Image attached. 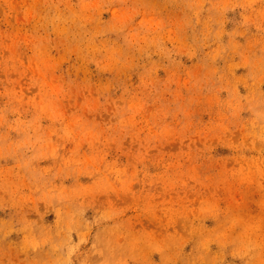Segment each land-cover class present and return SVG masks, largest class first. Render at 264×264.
<instances>
[{
    "label": "rangeland",
    "instance_id": "374dc122",
    "mask_svg": "<svg viewBox=\"0 0 264 264\" xmlns=\"http://www.w3.org/2000/svg\"><path fill=\"white\" fill-rule=\"evenodd\" d=\"M0 264H264V0H0Z\"/></svg>",
    "mask_w": 264,
    "mask_h": 264
}]
</instances>
